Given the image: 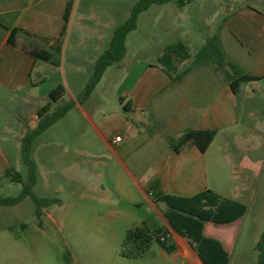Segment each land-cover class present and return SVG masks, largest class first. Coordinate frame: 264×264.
Returning <instances> with one entry per match:
<instances>
[{
	"label": "crops",
	"instance_id": "1",
	"mask_svg": "<svg viewBox=\"0 0 264 264\" xmlns=\"http://www.w3.org/2000/svg\"><path fill=\"white\" fill-rule=\"evenodd\" d=\"M222 2H216V12L221 16L209 36L198 43L186 34L174 41L183 42L190 54L178 64L173 74H179V79L172 80L158 63V57L168 44L162 46L155 60L142 56V50L130 55L126 47L121 61L107 67L91 94L79 102L77 98L92 74L95 60L108 46L96 45L90 56H82L78 50L81 43L70 41V29L68 37H63L57 65L35 58L21 47L22 44L30 42L48 49L52 40L44 43L41 39H52L60 33L63 14L68 5L71 10L72 1L0 0V101H13L29 109L26 118L15 115L24 126L22 134L37 124V108L47 102L52 88L62 85V72L67 89L63 86L65 93L60 101L71 100L73 107L54 122L52 128L60 126L67 116H75L74 125L70 127L82 152L103 159L101 166L97 163L83 169L86 179L81 184L90 186V178L96 177L103 189L99 198L102 202L109 200L104 193L107 187L118 201L136 207L139 212H153L154 215L147 218L153 225L147 224L146 218H142L141 224L169 229L170 241L175 243L174 251L181 255L183 264L203 263L187 240L171 228L162 214L167 206L155 202L153 192L190 196L212 189L245 203L219 189L227 181L236 180L233 189L240 190L243 183L252 181L253 175L258 173V168L249 166L253 162L246 161V166L236 162L235 156L229 154L228 146L236 148L235 140L230 136L234 126L241 125L244 119L257 121L264 111V0ZM185 6L187 4L177 5V8ZM16 28V43L12 44L8 38L11 30ZM214 34L219 36L226 60L254 77L241 83L236 92L223 68L213 62L193 64L194 55L206 38ZM68 50L70 55L66 62ZM52 75H56V79L50 82L48 79ZM258 94H262L263 99ZM67 125L66 121L64 126ZM206 129H213L216 134L205 151L193 143H185L174 150L173 144L186 131ZM115 135H121L122 140L112 143L111 138ZM224 162L228 164L227 178L223 176ZM238 172L239 175L233 178L232 175ZM47 208H42L41 224L36 218L33 226L36 238L45 237L46 228L52 223V214ZM99 216L104 215L99 213ZM243 217L228 224L204 222V233L219 239L229 252L235 239L231 226ZM10 227L0 223V264H26L21 260H7L6 249L12 244L8 239L10 233L13 240H22L21 234ZM21 227L25 229V225ZM33 245L39 253L44 251L37 239L33 240ZM29 259L41 264L36 258Z\"/></svg>",
	"mask_w": 264,
	"mask_h": 264
},
{
	"label": "rangeland",
	"instance_id": "2",
	"mask_svg": "<svg viewBox=\"0 0 264 264\" xmlns=\"http://www.w3.org/2000/svg\"><path fill=\"white\" fill-rule=\"evenodd\" d=\"M71 1L65 38L71 29V43L73 40L81 43L79 54L87 57L94 52L96 45L102 48L109 45L113 29L127 18L137 0ZM216 2L194 0L184 8H177L176 1L172 0L150 6L139 15L137 28L126 35L125 45L129 54L134 55L142 50V56L155 60L164 44L174 42L185 34L193 38L195 43L204 40L221 16L216 12ZM52 16L56 14L52 13ZM69 55L68 50L66 62ZM60 73L62 85L67 89ZM55 79L56 75H52L48 81L53 82ZM258 96L263 99L262 94ZM9 106L14 109H8ZM262 113L257 121L244 119L241 125L234 126L230 131L236 148L229 145V154L235 156L234 160L243 166L247 165L246 161L249 164L253 162L249 166L255 170L258 168V173L253 175L255 178L252 181L243 183L240 190L233 189L236 180H233L235 183L226 180L223 188L219 189L226 195L244 200L248 207L243 219L231 226L235 239L229 249V264H255L257 251L254 244L264 230V111ZM28 114L26 106L13 101H0V195L15 196L21 191V184L12 182L5 175V170L11 169L26 176L20 147L24 126L15 115L26 118ZM74 120L75 116H67L60 126H49L32 146V155L38 169V182L33 191L40 197L59 199V203H53L47 208L52 214V223L46 228V236L34 237L33 226L37 217L34 202L29 196L16 205L0 206V223L11 225L22 236L21 241L13 240L11 233L8 236L12 244L6 249L7 260H21L26 264H37L34 261L32 263L30 257L38 259L41 264H183L178 252L165 251L157 241H153L141 257L120 256L121 243L127 229L134 224L140 225L142 218H146L147 224L153 225L147 218L154 214L149 211L139 212L136 207L118 201L107 187L104 193L109 196V200L102 202L99 198L103 195V189L96 177L90 178V186L81 184L86 179L83 169L97 163L101 166L103 159L82 152L71 131L70 125H74ZM66 121L68 127L64 126ZM237 152L244 156L240 157ZM227 167L228 164L224 162L223 176L227 175ZM238 175L239 172L232 177ZM99 213L104 216L98 217ZM21 224L25 225V229H22ZM34 239L40 241L44 250L41 253L35 250Z\"/></svg>",
	"mask_w": 264,
	"mask_h": 264
},
{
	"label": "trees",
	"instance_id": "3",
	"mask_svg": "<svg viewBox=\"0 0 264 264\" xmlns=\"http://www.w3.org/2000/svg\"><path fill=\"white\" fill-rule=\"evenodd\" d=\"M170 1L137 0L134 3L127 18L113 29L108 47L95 60L92 74L77 98L79 102H82L91 94L106 68L116 66L126 54L125 38L130 31L136 28L139 15L152 5L165 4ZM175 1L178 6H184L193 0ZM69 15L70 8L68 5L63 14L64 23L60 33L52 39H41L44 43L52 40L48 49H45L42 45H34L30 42L23 43L21 47L35 58L57 65L59 61L57 56L61 52ZM16 31H18L17 28L11 30L8 42L16 43ZM189 57L187 46L181 41H176L163 48L162 53L158 57V63L172 80H177L180 75L173 74L177 71L178 64ZM203 62H213L218 68H223L227 78L230 79V86L234 92H236L237 87L241 83L254 79L253 76L243 73L235 63L226 60L217 34L207 37L200 50L194 55L193 64ZM64 93L65 89L61 84L52 88L49 91L47 102L37 108V124L33 128H27L22 134L20 145L21 160L26 166V176L23 177L19 172L11 169L5 170V175L12 182L21 184V191L15 196L0 195V206L15 205L26 196H29L35 205V215L38 219V224H41L42 208L53 203H59V199L40 197L33 191L34 186L38 182V169L32 155V146L36 138L44 130L62 118L73 107V101L71 100L60 101ZM215 134L216 131L213 129L186 131L173 144L174 150L177 151L185 143H193L201 151H205ZM152 198L155 202H163L167 206L162 212L163 216L171 228L179 236L187 240L203 264L229 263V252L219 239L204 233V222H212L219 225L239 220L247 212L248 207L245 203L223 196L212 189H205L190 196L173 195L155 190ZM21 226H24V224H21ZM10 229L13 230V227H10ZM169 233L170 231L167 228L152 227L146 223L131 226L126 231L119 254L125 258L141 257L146 254L153 241H157L165 251L172 252L176 249V245L173 241H170ZM161 236L166 238L162 240ZM255 250L257 251L255 264H264V230L255 244Z\"/></svg>",
	"mask_w": 264,
	"mask_h": 264
},
{
	"label": "built area",
	"instance_id": "4",
	"mask_svg": "<svg viewBox=\"0 0 264 264\" xmlns=\"http://www.w3.org/2000/svg\"><path fill=\"white\" fill-rule=\"evenodd\" d=\"M121 140H122L121 135H115V136H113V137L111 138L112 143H118V142H120ZM165 238H166L165 236H161V239H162V240L165 239Z\"/></svg>",
	"mask_w": 264,
	"mask_h": 264
}]
</instances>
